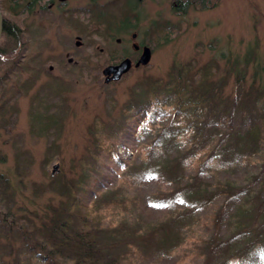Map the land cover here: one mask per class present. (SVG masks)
I'll list each match as a JSON object with an SVG mask.
<instances>
[{"label":"trees","instance_id":"16d2710c","mask_svg":"<svg viewBox=\"0 0 264 264\" xmlns=\"http://www.w3.org/2000/svg\"><path fill=\"white\" fill-rule=\"evenodd\" d=\"M218 1L175 0L173 11L182 14L193 4L206 8ZM68 2L0 0V57L10 42L21 43L0 75L2 127H9L20 109L5 97L7 81L13 79L14 87L27 95L50 71L51 62L57 61L63 74L79 72L87 81L101 79L107 62L125 55L138 59L136 50H119L114 38L122 28L137 26L140 0ZM58 21L81 35L79 40L86 39L89 52L79 62L44 58L42 46L29 53L32 40ZM175 28L168 18L150 24L152 38L159 43ZM215 44L216 39L207 43ZM205 46L198 41L195 53L183 62L173 61L164 75H139L118 108L112 95L106 97L107 114L97 113L87 127L81 171L68 174L58 157L60 167L52 172L50 153L59 133L48 137L44 172L49 181H34V193L50 190L58 197L43 210L9 204L10 185L0 173L5 196L0 198V264H157L172 256L181 245L182 231L197 218L203 232L193 240L199 249L195 264H264V199L249 204L243 195L253 194V188L231 184L228 173L236 167L256 182L260 175L254 169H264V84L238 82L234 94L227 92L229 76L221 73L220 60L201 58ZM47 83L32 94L30 110L32 130L38 127L46 136L54 127L62 130L60 105L50 98L61 96L65 84L63 75H51ZM118 143L129 150L126 155ZM16 153L20 159L21 153ZM221 171L224 180L217 177ZM257 188L260 198L264 189ZM205 208L202 220L199 213ZM106 209L122 214L107 220ZM231 215H249L254 222L231 230L226 222Z\"/></svg>","mask_w":264,"mask_h":264},{"label":"rangeland","instance_id":"374dc122","mask_svg":"<svg viewBox=\"0 0 264 264\" xmlns=\"http://www.w3.org/2000/svg\"><path fill=\"white\" fill-rule=\"evenodd\" d=\"M208 1L203 0V3ZM85 2L87 0H69L68 3L78 5ZM174 2L175 0H140V19L137 26L122 28L114 38V44L123 52L137 53L134 48L135 42H146L145 45H150L152 57L145 65L148 66L147 71L145 66L133 67L119 80L106 83L103 74L99 80L83 81L80 79L79 72L74 75L63 74L58 62L55 61L51 62L52 65H47L50 71L42 74L30 94L20 93L14 87L13 79L7 81L9 90L5 97H11V101L18 103L20 108L9 127L0 125V173L1 178L10 185V192L6 195L9 204L43 210L51 201L56 200L58 196L50 190L43 191L40 196L34 193V181L45 183L49 181V177L44 172V166L49 164L45 162L48 137L53 138L55 133H59L53 144L57 146H54L50 153V169L53 171L56 164L59 165L57 168L59 169L60 158H62L68 174L74 175L75 172L81 171L82 163L79 159L88 144L87 127L97 113L107 114L106 97L112 95L118 108L119 104L126 100L128 87L139 75L144 72L155 75L166 74L173 61L183 62L190 58L195 53V44L200 40L206 44L201 53L202 60L216 56L221 62V73L228 74L227 92L234 94V88L238 82L248 85L256 80L264 84V0H219L216 5L206 8L193 4L187 12L182 14H176L173 11ZM156 18L171 19L176 25L175 30L167 33V38L161 43L153 40L150 29L151 22ZM28 20L31 22L30 17ZM58 22L60 24L57 23L45 29L43 37L37 36L32 40L29 53L37 52L42 46L44 58L52 55L58 59L62 58L64 63L73 58L79 62V58L89 52L86 39H83L84 42L81 43L76 38V31L61 21ZM133 32H137L136 37L132 36ZM117 37L121 40L117 41ZM213 39H216V44L213 45L214 47H209L207 43ZM10 45L7 46L6 53L0 57V75L4 73L5 68L21 48L18 40L15 45ZM100 61H104V58ZM108 64V62L104 64L103 68ZM51 75H63L64 78L65 84L61 96L50 98L51 101L57 100L60 105L57 107L62 116L63 126L61 131H58L56 127L52 128V132L46 136V133H42V129L38 127L32 130L30 110L32 94L40 88H47ZM3 90L4 86H0V93ZM118 146L120 151H123V155L129 151H125L121 143H118ZM16 150L21 153L20 159L17 158ZM230 169L228 173L233 179L230 178L229 182L238 188L252 187L253 194L244 193L243 196L249 204L260 203V200L264 199V190L259 193L260 198H257L256 193L257 187L260 190L264 189V169H254L255 174L260 175L256 182H253L251 174L240 173L236 167H230ZM217 177L224 180V171L217 172ZM2 193L3 187L0 186V198L5 199ZM207 209L199 213L202 220ZM104 214L107 220H116L122 213L119 210L106 209ZM226 222L230 224L231 230H236L237 224L247 226L253 224L254 220L249 215L238 217L231 215ZM202 232V223L197 218L185 227L184 232L182 231L183 240L172 256L166 257L157 264H167L172 261L179 262L178 264H195L199 249L195 247L193 240L199 239Z\"/></svg>","mask_w":264,"mask_h":264},{"label":"water","instance_id":"95a60500","mask_svg":"<svg viewBox=\"0 0 264 264\" xmlns=\"http://www.w3.org/2000/svg\"><path fill=\"white\" fill-rule=\"evenodd\" d=\"M3 29H4V16L0 7V40L3 33ZM132 36L136 37L137 32H133ZM120 40L121 38L118 37V41ZM139 46H140L139 43L136 42L134 43L135 48H138ZM151 57H152V47L150 45H145L136 61H134L131 56H126L122 58L119 62L109 63L102 69V72L105 76L104 78L105 82L107 83L121 79L123 75L132 68V66L134 65L140 66V65L148 64L151 60ZM58 166H59L58 164L54 166V169L52 171L53 173L57 170Z\"/></svg>","mask_w":264,"mask_h":264},{"label":"flooded vegetation","instance_id":"af4514ba","mask_svg":"<svg viewBox=\"0 0 264 264\" xmlns=\"http://www.w3.org/2000/svg\"><path fill=\"white\" fill-rule=\"evenodd\" d=\"M59 23V22H58ZM60 24V23H59ZM64 24V23H63ZM66 25V24H65ZM66 26H68V25H66ZM77 36H81V35H77ZM82 39V38H81ZM80 39V41H81V43H82V40ZM140 44V46L138 47V48H135V50L139 53V55L141 54V52H142V50H143V47H144V45H145V43H139ZM51 69V68H50Z\"/></svg>","mask_w":264,"mask_h":264}]
</instances>
